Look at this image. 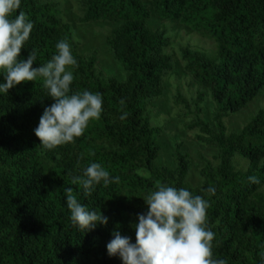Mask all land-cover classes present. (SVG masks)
<instances>
[{"label":"trees","instance_id":"obj_1","mask_svg":"<svg viewBox=\"0 0 264 264\" xmlns=\"http://www.w3.org/2000/svg\"><path fill=\"white\" fill-rule=\"evenodd\" d=\"M75 1L80 23L113 24L105 43L124 74L106 73L98 65V49H82L62 0H21L18 12H25L34 27L20 59L27 60L34 49L33 67H40L66 39L78 63L71 69L72 91L100 93L103 111L74 143L47 150L34 132L54 102L42 78L0 93V264H123L119 256L108 255L107 243L117 230L135 243L138 214L147 212L142 198L156 180L209 201L216 258L264 264V107L239 131H229L225 123L264 92V0ZM154 17L183 25L215 45L213 53L188 45L178 51L184 72L196 84L193 95L174 96L178 116L186 120V131H199L203 142L218 149L213 160L206 159L197 186L187 180L191 160L183 140L175 143L171 160L158 162L164 128L155 121V102L176 62L168 51L169 26H154ZM208 101L211 121L202 116ZM91 162L119 176L120 183L97 185L84 196L71 179L82 176ZM250 175L260 183L250 184ZM66 187L89 210L101 211L107 225L85 233L74 227Z\"/></svg>","mask_w":264,"mask_h":264},{"label":"clouds","instance_id":"obj_2","mask_svg":"<svg viewBox=\"0 0 264 264\" xmlns=\"http://www.w3.org/2000/svg\"><path fill=\"white\" fill-rule=\"evenodd\" d=\"M20 6L21 0H0V73L5 79L0 83V93L7 94L21 83L42 78L43 87L54 102L44 109L34 132L40 145L52 150L81 137L89 122L100 118L103 99L98 92L72 91L75 77L71 69L78 67V63L66 39L56 44V53L40 67H33L37 58L34 49L27 60L20 59L34 27L25 12H18ZM124 103L120 101L121 105ZM127 115L124 112L120 120ZM248 182L259 184L260 180L250 175ZM119 183L120 177H111L98 162L89 163L82 176L71 179V184L82 188L84 196H90L97 185L107 188ZM207 191L215 194L212 187ZM64 194L74 227L85 233L97 224L107 225L108 218L82 204L72 187H66ZM142 199L147 212L138 214L135 243L114 231L106 246L109 256H119L123 264H227L225 259L214 256L216 234L208 226L210 203L203 196L156 180L153 190Z\"/></svg>","mask_w":264,"mask_h":264},{"label":"rangeland","instance_id":"obj_3","mask_svg":"<svg viewBox=\"0 0 264 264\" xmlns=\"http://www.w3.org/2000/svg\"><path fill=\"white\" fill-rule=\"evenodd\" d=\"M64 8V16L67 21L72 24L77 36L81 39V47L84 51L90 52L93 49L99 51L98 65L108 74H115L119 77L123 76V70L112 59L109 49L105 43V36L113 27V24L107 22H90L80 23L78 21L79 12L75 0H62ZM167 24L170 34L173 36V45L168 51L174 54L175 69L164 80V94L156 102L155 121L162 125L163 135L160 143L163 150L159 156L158 162L169 161L172 159V151L177 141H184V150L190 155L191 168L187 177L194 186L200 184V170L205 165L206 159L213 160L218 153V149L213 144L203 142L198 135H202L197 130L186 131L183 127L186 120H182L178 116V106L174 102V96L180 92L186 97L194 94L196 84L191 77L186 74L182 68V62L179 58V48L189 46L205 53H213L215 45L211 40L205 39L191 29L171 22L162 21L156 17L152 19V24L158 26ZM212 103L206 102L202 111V116L211 121ZM264 107V92L258 95L240 112L235 113L225 119L227 129L229 131H239L243 126L251 120L260 108ZM245 165L241 161V166Z\"/></svg>","mask_w":264,"mask_h":264}]
</instances>
